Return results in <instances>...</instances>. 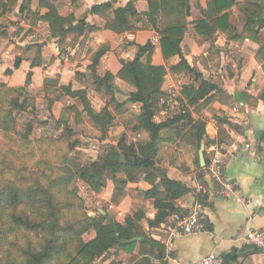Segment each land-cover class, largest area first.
<instances>
[{
  "label": "crops",
  "instance_id": "obj_1",
  "mask_svg": "<svg viewBox=\"0 0 264 264\" xmlns=\"http://www.w3.org/2000/svg\"><path fill=\"white\" fill-rule=\"evenodd\" d=\"M129 1L31 0L23 7L24 0H2L0 87L6 85L9 88H27L29 92H37L44 88L46 80H57L59 86H71L74 91L87 92L85 85L79 81L85 77L87 82H93L94 71L90 67L93 65L94 54L100 48H104L105 53L96 67V75L104 77L108 72L117 74L123 62L127 63L136 58L138 46H145L154 37L161 38L158 30L151 26L145 17L149 10V4L145 0H135V7L142 17L137 30L118 34L106 29L107 23L113 19V11L124 7ZM246 1L236 0L239 4ZM253 1L264 5V0ZM47 2L56 6L61 18H72L70 23L63 26V29L69 32L67 36H53L51 24L45 19L49 13ZM209 2L210 0H189V25L181 45L185 59L202 77L197 79L190 72L183 75L173 74L170 68L181 60L174 57L165 61L160 44L154 45L152 63L165 66L169 71L162 87L163 99L173 98L179 104L177 100L185 86L195 84L200 87L204 81L216 86L217 89L211 93L214 98L206 101L209 98L206 97L191 108V111L196 121L202 120L206 123V136L201 145L205 147L206 161H209L213 149L220 151L224 164L223 180L228 184H235L236 190L227 198L220 197V185L212 184L205 172L204 181L208 194H197L196 183L199 182L198 176L202 169L201 165L198 167L197 161L200 162L201 148L197 150L191 144L182 143V137H178L175 130H165L162 133L164 142L159 145L156 158L161 161V168L169 178L188 189V193L178 200V206L183 213L190 212L198 199L202 204L206 224L205 232L200 235L175 239L174 249L171 252L166 249L165 261L167 264H190L215 253L224 259L223 264H264V254L245 243L249 230L264 231V101L261 100L264 94V72L257 57L264 46V26L256 42L245 39L239 44H234L221 34H217L212 41L205 40L197 35L194 23L207 19ZM104 4H108L111 10L91 12L93 7ZM230 14L231 24L242 32L246 17L237 7ZM81 20L84 21L83 26L79 25ZM131 34L134 40L128 41V35ZM29 47L26 52L22 50ZM37 54L40 60H37ZM127 54H130V58ZM230 57H239L241 63L233 60V66H230ZM22 58L24 62L21 64L19 61L21 67L17 68L15 65L18 59ZM34 61L38 63L32 65ZM231 69H236V74L232 73ZM29 70L33 76L27 83ZM8 71L11 73L8 74ZM116 85L118 91L115 97L120 104H124L130 94L136 91L134 87L118 79ZM237 93H244L250 99L239 102L236 99ZM120 97L123 100H120ZM68 99H71L70 104L76 105V99ZM105 106L106 104L99 108L92 103L97 112ZM132 106L139 107V115L140 105ZM179 111L180 105L174 109L161 106V122L170 118L171 112L174 115ZM136 125L138 126V122ZM137 136L143 141L148 140L145 132L138 133ZM109 143L113 144L110 147L116 146L112 142ZM102 144L108 145L106 141H102ZM110 186L111 195L108 202L114 190L113 183ZM156 186L163 198L165 190L160 180ZM151 188V184L145 180V175L129 183V194L123 203L116 207V211L121 213L115 219L123 223L127 216L140 210L146 214L147 219H154L157 212L154 201L145 197V192ZM139 194L147 201V206L151 207L150 213L137 209ZM164 224L155 230L158 234H151L154 230L149 228L147 220L143 226L155 240L161 235L159 242L165 245ZM127 257L130 258L128 255ZM117 258L112 256L97 263L121 264Z\"/></svg>",
  "mask_w": 264,
  "mask_h": 264
},
{
  "label": "trees",
  "instance_id": "obj_2",
  "mask_svg": "<svg viewBox=\"0 0 264 264\" xmlns=\"http://www.w3.org/2000/svg\"><path fill=\"white\" fill-rule=\"evenodd\" d=\"M31 0H24L28 4ZM48 1V0H44ZM74 1V0H73ZM149 4V10L145 14L148 23L156 28L161 36L160 49L165 61L174 57L180 58V63L170 68L175 75L193 73L197 79L202 76L193 68L184 57L182 42L185 38L189 25L190 15L189 0H145ZM2 0H0V8ZM11 4V2H9ZM49 13L45 19L50 22L53 36H67L68 30L63 29L65 23H70V18H61L56 6L46 3ZM22 7V11L24 10ZM237 7L246 17V24L242 30L233 26L230 22V13ZM111 10L108 4L95 6L93 13ZM142 17L135 7V0H130L124 7L113 11V19L110 20L106 29L118 34L126 31H135ZM81 20L79 25L83 26ZM197 35L205 40L212 41L217 34H221L227 41L239 44L248 39L256 42L261 29L264 26V5L247 0L237 3L236 0H210L208 4L207 19L196 22ZM77 29V28H76ZM93 29V28H92ZM29 48L22 49L26 52ZM105 53L100 48L93 56L92 87L98 93L109 97L106 106L97 112L92 107L86 91H74L71 86H59L57 80H46L42 89L46 94L52 85H57L64 97L80 99L83 103V113L92 121L102 134L103 140L109 133V129L115 120V112L122 110L128 105H140L138 126L136 130L148 135V140L139 143L128 144V139L122 137L117 146L110 147L104 156L82 165L73 162L65 165L64 175L58 178H48L47 185L37 181L34 186L7 185L0 189V222L4 226L1 232L0 254L4 255L10 264H96L109 256L125 254L130 256L128 264H167L165 261L166 247L163 243L155 240L144 228V221H148L150 229L157 230L162 223H166L175 214H185L178 206V200L182 198L188 189L180 182L168 177L166 171L156 161L159 145L164 142L162 133L173 129L182 137V143L191 144L200 150L206 136V123L193 118L191 108L201 100L209 97L211 101L216 86L203 82L202 86L195 84L182 88L178 103L179 113L174 114L167 120L157 123L155 118L161 111L160 101L164 97L162 87L169 73L165 66H156L152 63L155 46L150 42L145 46H138L136 58L130 62H123L117 74L108 72L104 77L96 75V67ZM40 60L39 54L36 55ZM258 60L262 64L264 72V46L258 53ZM18 59L16 67L19 68ZM38 62L34 61L32 65ZM8 74L11 71L7 72ZM31 70L27 73V83L32 79ZM135 88L129 99L120 104L115 94L118 91L116 81ZM0 92L16 93L18 97L28 92L27 88H9L6 85L0 87ZM63 97V98H64ZM239 102L250 99L244 93H237ZM61 101L62 98L59 100ZM264 101V94L261 97ZM19 104V98L11 100ZM57 101V102H58ZM22 109V106H19ZM67 114L77 112L75 106H66ZM198 111V109H197ZM60 123L66 127L68 134H73L68 128V117L62 115ZM198 167L200 162L197 161ZM208 165V159H207ZM206 167L201 169L198 181L205 187L204 176ZM110 174L113 180L114 190L110 206L119 207L127 198L128 184L135 182L139 176L145 175V180L152 188L145 192L146 199L154 201L157 211L154 219H147L143 211L129 215L121 223L112 218L105 210L99 216H89L83 213L79 218L67 220L65 216L66 204L57 199L58 194L69 190L75 178L83 181L94 192L101 193L104 189V175ZM160 180L165 190L161 198V192L156 186ZM91 230L95 231V237L85 241L84 236ZM21 233L24 244L21 247L22 260L14 258L15 246L13 236Z\"/></svg>",
  "mask_w": 264,
  "mask_h": 264
},
{
  "label": "rangeland",
  "instance_id": "obj_3",
  "mask_svg": "<svg viewBox=\"0 0 264 264\" xmlns=\"http://www.w3.org/2000/svg\"><path fill=\"white\" fill-rule=\"evenodd\" d=\"M229 60L230 66H233V60L241 63L239 57H230ZM233 70L231 69V72L236 74V69ZM83 78L79 82L85 85L88 94L90 93L93 105L102 108L109 101V97L96 92L92 83ZM50 88L47 94L42 90L28 91L20 97L16 93L2 94L3 92H0V189L14 183L25 189L26 186L33 187L37 181L47 185L48 178L64 175L65 165L71 161L85 165L99 156L106 155L109 147L113 145L109 142L117 146L123 136L128 139V144L143 141L137 136L139 132L135 129L138 122V106L128 105L115 112L116 119L109 133L101 140L102 134L83 113L82 101L76 99L74 106L78 109V113L71 111L67 114L65 107L73 106L70 104L71 99L64 97L57 85H52ZM14 98H19V104L14 101L12 103L11 100ZM57 98L62 100L58 101ZM120 100L123 98L120 97ZM19 106L23 108L20 109ZM159 106L161 109V101ZM62 115L68 117L67 126L73 134H68L66 127L60 123ZM172 116L171 112L169 117ZM155 121L161 122V111L157 114ZM102 141H106L108 145L102 144ZM156 161L161 166V161L157 158ZM111 179L110 174L104 175L105 187L101 193H96L83 181L75 178L69 190L57 196L60 202L66 204V219L74 220L83 213L99 216L105 210L112 218L118 217L121 212L118 213L116 207L110 206L108 202L111 195L110 184L113 183ZM139 196L138 200L136 198L137 209H144L150 213L151 207L147 206V201L143 200L140 194ZM3 230L4 226L0 222V236ZM152 233L158 234L155 230ZM94 237L95 231L91 230L83 238L85 241H90ZM13 238L15 246H18L14 249V258L22 260L21 247L24 244L22 235L19 233ZM117 257L121 264H128L127 255L121 254ZM0 264L10 263L4 255L0 254Z\"/></svg>",
  "mask_w": 264,
  "mask_h": 264
},
{
  "label": "built area",
  "instance_id": "obj_4",
  "mask_svg": "<svg viewBox=\"0 0 264 264\" xmlns=\"http://www.w3.org/2000/svg\"><path fill=\"white\" fill-rule=\"evenodd\" d=\"M134 36L128 35V41H133ZM161 38L159 36L152 38L151 43L153 45H159ZM130 58V54L126 55ZM163 107H170L174 109L179 104L173 98L163 99L161 101ZM222 155L217 149H213L208 165H206V173L209 181L212 184H219L220 190L218 194L222 198H227L236 190L235 184H228L223 180V169L224 164L222 160ZM196 193L197 194H208L206 187L200 182L196 183ZM203 208L201 201L197 199L192 210L185 214H175L167 223L163 225L164 233L166 237L164 238V243L168 252L174 249L175 239L181 236H192L200 235L205 232L206 224L203 217ZM156 240L161 241V235L156 237ZM245 243L264 254V231L259 229L249 230L245 236ZM224 259L215 253L209 254L206 258L200 260L196 263L190 264H223Z\"/></svg>",
  "mask_w": 264,
  "mask_h": 264
},
{
  "label": "water",
  "instance_id": "obj_5",
  "mask_svg": "<svg viewBox=\"0 0 264 264\" xmlns=\"http://www.w3.org/2000/svg\"><path fill=\"white\" fill-rule=\"evenodd\" d=\"M199 157H200V165L202 168H205L206 165H207V161H206V158H205V147L202 146L201 147V150L199 152Z\"/></svg>",
  "mask_w": 264,
  "mask_h": 264
}]
</instances>
